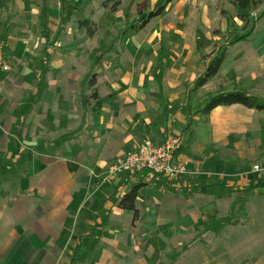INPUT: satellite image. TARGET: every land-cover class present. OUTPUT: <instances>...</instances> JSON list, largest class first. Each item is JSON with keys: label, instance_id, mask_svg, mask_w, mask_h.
Segmentation results:
<instances>
[{"label": "rangeland", "instance_id": "1", "mask_svg": "<svg viewBox=\"0 0 264 264\" xmlns=\"http://www.w3.org/2000/svg\"><path fill=\"white\" fill-rule=\"evenodd\" d=\"M76 1L9 0L6 8L0 10V40L5 42L11 60L10 82L0 90V129L25 125V157L36 153L29 142L38 141L39 126L61 124L52 110L57 101L71 108L69 114L63 116L69 132L79 128L84 116L77 131L83 146L73 149L72 156L79 157V153L86 151L84 142L87 136H91L89 128L96 119L93 117L92 122L90 113L95 103L88 101V108L84 111L80 99L92 91L88 80L93 74L96 75L95 88L102 100L117 89L133 84L125 83L120 75L140 78L133 74H142L146 93L153 94L146 96L147 118L152 129L161 131L162 139L169 135L181 138L176 128L183 121L180 116L189 108L191 127L181 139L185 151L191 154L198 147L209 145L208 134L202 124L204 116L196 114L219 87L218 81H213L202 92L201 88L194 89V80L204 64L209 62H201L198 53L210 55L224 49L233 52L235 48L246 46L245 43L237 44V47L229 45L241 35L242 24L236 19L237 10L227 0H184V6L179 5L180 0H174L168 11L151 20L141 32H129L122 37L139 12L150 11L165 0H120L121 5L115 13L101 7L103 0H87L62 30L65 8ZM44 11L45 20L42 18ZM221 12L233 19L229 30ZM263 13L264 3L248 14L253 20ZM175 14L176 19L184 14L186 26L182 29L183 36L196 26L200 52H184L185 37L180 40V49L175 50L169 45L172 37H167L165 29ZM82 19H88L94 25L95 34L91 38L77 27V21ZM44 22L47 34L43 30ZM256 28L257 33L264 29V19L257 22ZM161 29L163 31L159 33ZM239 67L241 71L246 69ZM256 75L247 92L264 101V73ZM39 101L44 107L40 108ZM110 101H104V108L111 107ZM42 110L47 116L41 114ZM21 118L25 119L23 123ZM67 130L63 129V132ZM144 134L138 139V144L144 139L152 140L151 136ZM3 136L2 140L9 137ZM17 138L15 135L14 139ZM236 142L243 148L228 152L232 158H238L237 166L240 167L235 173L236 178L222 176L218 172L211 176L212 181L221 185L232 184L234 188H215L202 193H188L186 190L168 193L169 188L166 190L164 183L140 179L147 182H141L142 188L135 203L137 220L127 228L133 229L135 239L138 238L137 249L132 247L127 254L116 255L114 260L92 262L83 258L88 243L85 242L83 250L78 253L81 261L76 264H264V188L235 187L247 185L250 181L264 182V174L253 171L256 165L264 168V112L257 113L246 138H237ZM118 160L116 157L113 161ZM59 167L63 172L68 171L65 161ZM105 173L108 179L104 175L102 185L97 187L96 184L95 192H91L98 205L101 204L98 201L105 200L103 194L111 190L108 182L113 176L108 175V169ZM114 177L118 178V175ZM208 177L201 176V179L206 181L210 179ZM181 200H189V205L180 203ZM129 214L131 219L133 214ZM150 215L155 219L152 224ZM139 218L142 219L139 221ZM150 236L152 246L142 254L139 247Z\"/></svg>", "mask_w": 264, "mask_h": 264}, {"label": "crops", "instance_id": "2", "mask_svg": "<svg viewBox=\"0 0 264 264\" xmlns=\"http://www.w3.org/2000/svg\"><path fill=\"white\" fill-rule=\"evenodd\" d=\"M183 1L180 0V6L185 5ZM172 3L167 5L165 11H168ZM176 14L172 16L169 27L165 29V33L170 35L167 37H172L169 38V45L174 46L175 50L180 49V40L185 37L187 41L183 44V51L200 52L196 26L183 36L182 29L186 26L183 21L184 14L177 19ZM162 31L159 30V33ZM245 44L246 46L241 48H235L237 47L235 45L233 48L236 50L230 52V49L227 52L218 75L202 87L201 92L213 81H218L219 87L215 94L237 89L248 91L250 84L257 77L256 74L264 73V29ZM6 49V57L10 64ZM200 61L204 62L201 59ZM207 64H204V71ZM239 66L246 69L241 71ZM203 70L193 85L204 73ZM8 75L0 84V90L6 82H10ZM133 75L140 78L120 75L125 83L133 84L111 93L118 94L110 101V108L103 107L96 114L90 110L93 115L92 122L96 116L92 126L94 129L89 128L92 132L84 142L86 151L79 153L81 154L79 157L72 156V153L73 149L83 146V142H79L81 140L77 132L83 123V115L79 128L69 132L70 130H67L69 125L64 124L63 116H67L71 108L63 102L57 101L52 107L61 124L53 127L39 126L38 141L29 142L30 148L38 152L37 156L32 152L25 157V125L0 129V264H76L81 261L78 253L83 250L85 242L88 243L83 258L92 262L114 260L116 255L127 254L132 247L137 249L138 238L135 239L132 227V230L127 229L128 224L129 226L132 224L130 212L120 209L118 202L132 186L147 182L140 180L143 179L142 174L134 175V178L127 174L120 175L121 177L118 175V178L113 176L109 182L107 181L111 190L105 193L106 195L103 194L105 200L98 201L101 203L99 205L95 202L94 194H91L96 184L97 187L102 185L101 179L106 176L105 170L109 171L115 162L114 158L120 160L140 145L142 141L138 144V139L142 134L145 133L143 136L146 137L151 136L154 144L163 141L161 131L152 129L147 118L146 96L151 97L153 94L146 93L142 74ZM36 92L39 94L38 90ZM42 107L44 106L40 103V108ZM186 110V114L184 112L180 116L183 121L179 122L180 125L176 128L182 135L181 139L191 127L185 130L191 123L190 110L189 108ZM257 113L258 111L240 105L213 109L202 120L208 134L209 145L198 147L196 152L188 154L182 144L177 161H187L189 173L165 183V189L169 188L167 192L183 193L186 190L188 193H202L204 190L215 188H234L232 184L221 185L212 181L211 176L218 172L222 176L236 178L235 173L240 167L237 166L238 158L235 156L232 158L228 152L243 148L236 140L240 137L246 138L254 125ZM41 114L47 116L43 110ZM24 120L21 118L20 122L23 123ZM63 129L67 131L63 132ZM5 134L9 137L2 140ZM15 135L19 138L14 139ZM62 161L68 164L66 172L59 167ZM206 175L210 176L208 177L210 181L208 179L203 181L204 177L201 179V176ZM105 179H108L107 176ZM248 184L235 187L249 189ZM180 203L189 205V200H181ZM141 219L139 218V221ZM152 221L155 219L150 215V224ZM140 240L143 241L144 238ZM151 243V236L145 239L144 244L139 247L142 254L150 250Z\"/></svg>", "mask_w": 264, "mask_h": 264}, {"label": "trees", "instance_id": "3", "mask_svg": "<svg viewBox=\"0 0 264 264\" xmlns=\"http://www.w3.org/2000/svg\"><path fill=\"white\" fill-rule=\"evenodd\" d=\"M48 0H43L46 2ZM87 0H77L72 6H68L65 8V14L61 19V29L68 23V20L71 16L78 11L79 7L83 5V3ZM174 0H165L164 3L156 4L153 9L150 11L139 12L137 18L134 22H132L128 28L124 31L125 33L122 35L125 36L129 32L139 33L141 32L151 20L160 17L165 11L168 4L173 2ZM236 10V19L242 24L240 31L241 35L237 36L233 42H230V46H234L240 43L249 42L257 33L256 24L260 20L264 19V13L261 14L256 19H251L248 13L255 12L259 7H261L264 3V0H227ZM9 0H0V9L5 8ZM121 5L120 0H103L101 2V7L104 10H108L111 13H115L119 6ZM43 9V8H42ZM46 11V10H45ZM42 13V18L45 20L46 12ZM221 15L225 18L227 30L232 27L233 19L231 20L230 16L225 12H221ZM234 25V24H233ZM43 30L47 34L45 30V22L43 23ZM77 27L79 30H83L85 35L88 38H91L95 34V28L91 21L88 19H82L77 21ZM61 30V31H62ZM227 51L226 49L221 50L216 54L203 55L200 54V59L202 61H209L204 73L196 80L194 84V89H200L204 87L211 79L215 78L221 66L223 65L226 59ZM47 59V58H45ZM95 62V60H94ZM96 75L93 74L88 80V86L91 87L92 91H90L88 96L80 99L81 108L84 111L88 108V101H93L95 103L94 108L91 107V111L99 113L103 109L104 101L114 100L118 93H113L104 100L99 98L98 92L95 88L96 85ZM232 105H240L249 110H255L258 112H264V101L256 96L251 95L247 91L244 90H233L231 92H218L217 94L211 96L204 106L197 112V114H201L206 117L213 109L221 106H232ZM84 120V116H83ZM191 123L188 124L185 130H188ZM142 184H136L132 186V188L125 193L118 202V207L126 212H130L133 214L132 221L137 220V210L135 208V203L137 196L139 194L140 189L142 188ZM250 190H256L258 188H264V182L253 183L250 182L247 186Z\"/></svg>", "mask_w": 264, "mask_h": 264}, {"label": "built area", "instance_id": "4", "mask_svg": "<svg viewBox=\"0 0 264 264\" xmlns=\"http://www.w3.org/2000/svg\"><path fill=\"white\" fill-rule=\"evenodd\" d=\"M5 42L0 40V84L10 72V64L5 53ZM182 148V140L177 136H166L162 143L154 144L152 140L144 139L140 145L116 161L109 170V176L141 175L151 182L168 183L189 173L187 161H177V155ZM253 171L264 174L260 165Z\"/></svg>", "mask_w": 264, "mask_h": 264}]
</instances>
